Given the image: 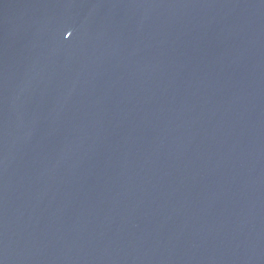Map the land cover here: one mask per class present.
I'll return each instance as SVG.
<instances>
[{
    "label": "water",
    "instance_id": "1",
    "mask_svg": "<svg viewBox=\"0 0 264 264\" xmlns=\"http://www.w3.org/2000/svg\"><path fill=\"white\" fill-rule=\"evenodd\" d=\"M0 264H264V0H0Z\"/></svg>",
    "mask_w": 264,
    "mask_h": 264
}]
</instances>
